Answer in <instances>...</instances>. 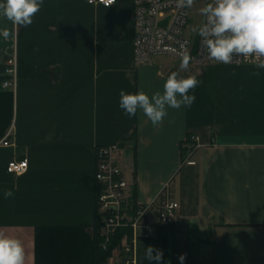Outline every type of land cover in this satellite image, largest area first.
Returning a JSON list of instances; mask_svg holds the SVG:
<instances>
[{
	"label": "crops",
	"instance_id": "crops-1",
	"mask_svg": "<svg viewBox=\"0 0 264 264\" xmlns=\"http://www.w3.org/2000/svg\"><path fill=\"white\" fill-rule=\"evenodd\" d=\"M133 10V0H43L27 27L0 15L11 33L0 35V83L17 57L15 89H0V232L19 240L23 264H95V152L120 145L135 201L152 205L167 187L180 206L171 264L181 254L183 264H264V69L182 71L168 56L137 65ZM174 71L199 80L190 107H166L158 126L119 107L121 90L151 98ZM11 159L28 170L7 173ZM116 253L107 264H137V243L132 257Z\"/></svg>",
	"mask_w": 264,
	"mask_h": 264
},
{
	"label": "built area",
	"instance_id": "built-area-1",
	"mask_svg": "<svg viewBox=\"0 0 264 264\" xmlns=\"http://www.w3.org/2000/svg\"><path fill=\"white\" fill-rule=\"evenodd\" d=\"M209 2L211 0H207L206 4ZM88 3L106 7L101 0H88ZM133 5V47L137 65L145 64L159 56H168L181 61L184 55L189 57V64L194 65L237 67L252 65L243 62L242 57H234L238 62L232 64L209 60L198 32L206 18L203 16L200 26L195 30L189 8H177L175 0H133ZM16 82L17 57L13 54L5 61L4 79L0 83V89L14 90ZM190 140L192 145L188 149L189 154L195 148L196 138L190 137ZM2 145L7 147L10 143L6 140ZM120 150V145H112L98 147L95 152L96 224L99 228V236L103 240V249H107L111 239L119 230L130 229L132 231V243L125 237L121 246L114 250L117 256L129 258L134 255L140 231H143V236L146 237L154 233L155 226L148 224L150 213L154 210L157 212L159 227L173 228L177 222V212L180 206L171 198L167 187L152 205L142 206L134 201L132 185L126 180L118 162L117 155ZM27 170V159H11L6 167L7 173L16 176L23 175Z\"/></svg>",
	"mask_w": 264,
	"mask_h": 264
},
{
	"label": "clouds",
	"instance_id": "clouds-1",
	"mask_svg": "<svg viewBox=\"0 0 264 264\" xmlns=\"http://www.w3.org/2000/svg\"><path fill=\"white\" fill-rule=\"evenodd\" d=\"M114 2L101 0L106 7ZM42 3L43 0H0V15L14 26L27 27L33 23ZM193 3L194 0H175L177 8H190ZM200 11L206 20L198 32L209 60L232 64L238 62L234 57H242L243 62L264 69V0H211ZM0 35L7 39L11 33L5 29ZM188 65L189 57L184 55L180 70H187ZM253 75H259V72ZM198 84L195 75L180 77L179 72L174 71L167 77L163 93L157 91L151 98L142 90L135 94L121 90L119 107L130 117L141 110L153 126H158L168 115L166 107L180 109L195 102V95H189V91ZM12 195L11 190H5V198ZM144 258L161 264L163 252L148 246ZM185 258L184 254L179 256L180 264ZM23 260L19 240L0 232V264H23Z\"/></svg>",
	"mask_w": 264,
	"mask_h": 264
},
{
	"label": "trees",
	"instance_id": "trees-1",
	"mask_svg": "<svg viewBox=\"0 0 264 264\" xmlns=\"http://www.w3.org/2000/svg\"><path fill=\"white\" fill-rule=\"evenodd\" d=\"M188 143H192L191 140H188ZM182 162H185L187 157V150L183 148ZM186 152V153H185ZM132 199L135 201V191L132 189ZM172 228L159 227L155 230L154 233L148 237L143 236L138 238L137 242V264H156V261H147L144 258L145 249L148 246H153L154 249H160L163 252V259L161 264H171L172 263V254L169 247V238L171 235ZM95 264H107L108 260L111 258L114 250L118 249L121 246V243L125 237L128 241L132 243L133 233L130 229H121L117 234L111 239L110 245L107 249H103L102 244L103 240L99 236L98 225L95 224ZM155 255V252L153 253Z\"/></svg>",
	"mask_w": 264,
	"mask_h": 264
},
{
	"label": "rangeland",
	"instance_id": "rangeland-1",
	"mask_svg": "<svg viewBox=\"0 0 264 264\" xmlns=\"http://www.w3.org/2000/svg\"><path fill=\"white\" fill-rule=\"evenodd\" d=\"M206 1L207 0H194V3L193 5L189 8L190 12H191V15H192V19H191V22L195 28V30L198 29V27L200 26L201 24V20L203 18V15L201 13V9L203 7H205L206 5ZM168 60V58H166ZM123 257V256H121Z\"/></svg>",
	"mask_w": 264,
	"mask_h": 264
}]
</instances>
